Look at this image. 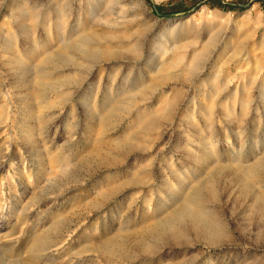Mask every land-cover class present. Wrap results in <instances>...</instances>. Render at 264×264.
<instances>
[{"label":"rangeland","instance_id":"374dc122","mask_svg":"<svg viewBox=\"0 0 264 264\" xmlns=\"http://www.w3.org/2000/svg\"><path fill=\"white\" fill-rule=\"evenodd\" d=\"M257 195L264 0H0V264H264Z\"/></svg>","mask_w":264,"mask_h":264},{"label":"bare ground","instance_id":"6f19581e","mask_svg":"<svg viewBox=\"0 0 264 264\" xmlns=\"http://www.w3.org/2000/svg\"><path fill=\"white\" fill-rule=\"evenodd\" d=\"M80 51L82 53H84V55L87 54V50H85L83 48H80ZM106 56L107 57H111V54L110 53H107ZM256 199L259 200V201H262L263 202V205L262 206L264 207V195H257V198Z\"/></svg>","mask_w":264,"mask_h":264}]
</instances>
